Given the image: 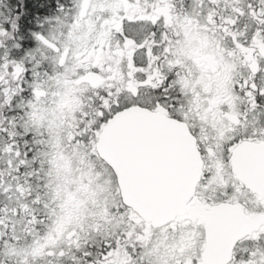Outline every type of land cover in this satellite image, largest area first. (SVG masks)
<instances>
[{
	"label": "snow or ice",
	"instance_id": "1",
	"mask_svg": "<svg viewBox=\"0 0 264 264\" xmlns=\"http://www.w3.org/2000/svg\"><path fill=\"white\" fill-rule=\"evenodd\" d=\"M0 264H264V0H0Z\"/></svg>",
	"mask_w": 264,
	"mask_h": 264
}]
</instances>
